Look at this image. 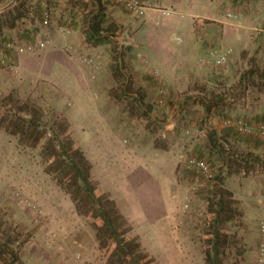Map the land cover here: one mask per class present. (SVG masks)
Returning a JSON list of instances; mask_svg holds the SVG:
<instances>
[{
    "label": "rangeland",
    "instance_id": "rangeland-1",
    "mask_svg": "<svg viewBox=\"0 0 264 264\" xmlns=\"http://www.w3.org/2000/svg\"><path fill=\"white\" fill-rule=\"evenodd\" d=\"M51 1L48 2H56ZM39 2L42 0H26L29 12L24 22H18L13 30L3 29L0 43L16 38L31 42L48 37L62 40L63 25L42 24ZM14 5L12 0H5L0 3V12ZM108 5L117 15L116 22L107 19L104 24L107 27L113 23L114 44L92 48L81 35L76 40L87 56L88 62L78 65L90 86L88 97L94 101L71 106L63 97V87L37 79L30 70L19 69L15 73L0 64V103L5 107H0V116L19 113L23 117L25 112L18 109L21 103L35 105L42 109L48 136L59 134L57 123L63 120L92 168L103 173L108 167L120 168L118 193L128 208L135 213L134 207L141 203L142 209L155 220L151 223L154 231L140 236L132 227L128 237L136 236L139 242L141 238L147 249L164 243L159 246L165 252H170L165 244L194 245L196 264H200L199 253L204 255L208 226L214 217L208 212L212 183H206L202 190L191 189L196 177L187 161L200 158L210 165L213 175L223 172L218 155L207 141V133L213 129L223 131L221 121L227 119L250 125L264 123V89L257 86L255 79L239 83L242 73L264 65V33L260 32L258 45L241 48L240 60L230 57L225 65L215 67L206 54L200 60L208 62L199 60L202 66L198 69L190 55L181 59L180 50L163 48L161 22H149L119 5ZM76 28L82 31L83 26ZM262 28L264 24L258 29ZM117 51L122 53L123 77L113 75L110 68L115 66L113 54ZM159 51L161 61L156 58ZM23 56L12 55L16 66ZM127 85L130 91L126 89L124 94L121 86ZM95 91L98 93L93 95ZM202 98L221 99L219 108L207 112ZM98 117V123L103 121L105 137H83L79 132L73 135V129H80L79 126L93 127ZM74 118L75 122H71ZM83 118L87 121L80 123ZM228 139L229 150L264 153V140L257 146L258 143H249L239 136ZM40 150L41 146L33 149L0 130V242L18 251L24 264H106L109 252L98 248L89 220L75 212L69 196L44 172ZM92 177L99 191L112 187L106 178L100 186L97 177ZM150 181L155 183L147 185ZM223 187L232 193L239 210L238 216L223 228L232 238L225 260L229 264H258L259 226L264 224V173L246 177L226 175Z\"/></svg>",
    "mask_w": 264,
    "mask_h": 264
},
{
    "label": "trees",
    "instance_id": "trees-1",
    "mask_svg": "<svg viewBox=\"0 0 264 264\" xmlns=\"http://www.w3.org/2000/svg\"><path fill=\"white\" fill-rule=\"evenodd\" d=\"M4 1L0 0V3ZM13 4L15 5L11 9L0 12V32L3 29H15L18 22H24L29 12L26 9V0H14ZM36 8L39 9V5ZM104 23L105 19L100 10L87 12L82 34L89 46L97 48L114 44L115 27L113 25L104 27ZM12 40H20V38L7 41ZM4 42L6 41L0 44ZM121 57L120 51L115 52L113 54L115 66L110 67L112 74L116 73L118 77H123ZM248 79H255L257 86L264 89V65L255 66L242 73L239 83L245 84L244 82ZM121 89L124 94L126 89L130 91L128 85L121 86ZM200 101L205 110L210 112L212 109L219 108L221 99L205 101L202 98ZM0 107L4 106L0 103ZM18 109L20 112H25L23 117H20L19 113L13 116L5 113L0 116V130L17 137L21 144H26L33 149L41 146L40 156L44 172L69 196L75 212L89 220L98 248L109 252L106 264H157L154 256L141 247L136 236L128 237L132 230L131 225L119 211L110 193L99 191L91 174V163L74 144L67 124L61 120L57 123L59 134L48 136L42 122L41 108L21 103ZM261 124L264 125V123ZM231 136L242 137L249 143H258L257 146L264 140L262 137L241 134L233 128H224L221 132L213 129L207 133V141L218 155L221 164L219 167L223 168L224 173L220 170L213 175L211 181L207 182V185L212 183L208 197V212L214 217L208 226L209 238L203 247L204 264H229L225 259L232 238L223 228L225 224L238 216L239 210L232 193L223 187L225 176L240 174L246 177L264 173V153L258 155L252 152L239 153L229 150L227 144ZM209 169L211 171L210 165ZM197 176L199 175L195 172V177ZM0 263L24 264L18 251L2 242H0Z\"/></svg>",
    "mask_w": 264,
    "mask_h": 264
},
{
    "label": "crops",
    "instance_id": "crops-1",
    "mask_svg": "<svg viewBox=\"0 0 264 264\" xmlns=\"http://www.w3.org/2000/svg\"><path fill=\"white\" fill-rule=\"evenodd\" d=\"M48 1L42 0L38 4L48 3L52 11L51 23L66 26L70 30V34H63L62 40H60L61 37H56L57 39L48 37L49 43L43 50L37 51L33 55H24L22 60L20 59L15 73L19 69L30 70L31 74L37 79L52 82L59 88L63 87V97L71 102V106L72 104L77 106L82 102H90V99L94 101L91 96L90 99L88 97V93L91 95L90 86L87 84L83 71L78 65V63H82L79 62V58H87V56L83 55L85 54L84 51L78 48L76 40L81 35L85 44L89 45L86 43L82 31L76 27H81L86 23V16L89 10L95 12L100 10L104 16L105 23L107 19L111 20V22L112 20L116 22L117 15H113L114 11L108 5L111 3L109 0H56V2L50 0L51 4ZM146 1L148 6L146 11L147 21L158 20L159 23L161 22L159 33L161 35L160 43L163 44V48L180 50L179 57L181 59L184 55H190L198 69L202 66L199 64V60L205 57L210 49L230 47L234 51L231 59L240 60L241 48L244 49L246 45L250 47L254 43L259 44L260 32H258V28L264 24V11L262 10V2L264 0ZM158 8L175 9L181 12L183 16L158 18ZM229 12L237 14V19H228L226 14ZM110 24L112 25L113 23ZM34 40L37 41L38 38ZM77 50H80L81 53H77ZM70 56L75 58L72 59ZM172 57L175 58V53H173ZM156 58L160 61L163 59L160 51L156 52ZM97 93L95 91L93 95ZM75 120L76 118L72 119L71 122H75ZM98 120L99 117L93 121V127L83 129L79 126L80 129H73V135L75 132H79L78 135L83 137H105L103 121L98 123ZM85 121L87 119H81L80 123ZM119 169L118 167H108L105 169L106 173H103L99 169L96 171V167H93L92 174L97 177L96 180L100 186L103 185L104 178L107 179L106 183L112 187L108 188L106 192L112 195L119 211L133 227V231L136 234H141L140 236H142V234L149 233L151 230L154 231L155 226L151 225V223L153 224L155 220L152 219L151 213L145 212L140 205L141 203H138L137 208L134 207L135 213H133L125 201L122 200L123 198L119 196L118 183L120 181L117 182L121 178ZM153 182L155 183V181L147 182V185H152L154 184ZM140 244L142 248L154 256L157 264H163L165 261H171V264H177L176 261H183L184 264H193L195 261L194 264H196L198 261L195 258L198 257L196 256L197 247L194 245L165 244L168 247L167 249L170 250V252H165L160 251L164 249L160 247V244L164 243H156L154 247L147 249L140 238ZM199 259V263L204 264L203 254L199 253Z\"/></svg>",
    "mask_w": 264,
    "mask_h": 264
},
{
    "label": "built area",
    "instance_id": "built-area-1",
    "mask_svg": "<svg viewBox=\"0 0 264 264\" xmlns=\"http://www.w3.org/2000/svg\"><path fill=\"white\" fill-rule=\"evenodd\" d=\"M111 3L115 5L121 6L125 11L130 13L131 15L137 18L146 17V11L148 6L143 0H109ZM262 10L264 11V4L262 5ZM51 8L48 4H42V24L47 27L51 22ZM159 15L158 18H169L174 16L182 17L183 14L175 9H167V8H158ZM228 19L236 20L237 14L235 13H227ZM63 34L69 35L70 30L63 26L60 28ZM264 33V28L260 31ZM49 43L47 38L37 40L35 42H24L20 40H12L6 41L0 44V64L4 66L10 72H16L17 66L14 64L12 55H27L32 54L36 51L43 50L47 44ZM207 55L210 57V64L215 67H222L226 64V62L232 57L233 49L230 47L227 48H219V49H210L207 51ZM72 59L75 57L70 56ZM204 60H201L200 63H203ZM79 62H88L87 58H79ZM207 63L208 61H204ZM156 74V73H155ZM158 103H162V94L163 91H159ZM221 126L223 128H233L237 132L245 135H254L258 137L264 138V125H250L247 122L242 120H223L221 121ZM187 167L193 171H195L199 176L193 180L191 189H202L205 187L206 183L211 181L213 178V174L211 173L208 165L199 159L191 158L187 161ZM187 200V199H186ZM187 208V204L184 206ZM257 254H256V262L258 264H264V224L261 223L259 226V237L257 244Z\"/></svg>",
    "mask_w": 264,
    "mask_h": 264
},
{
    "label": "water",
    "instance_id": "water-1",
    "mask_svg": "<svg viewBox=\"0 0 264 264\" xmlns=\"http://www.w3.org/2000/svg\"><path fill=\"white\" fill-rule=\"evenodd\" d=\"M13 1V0H12Z\"/></svg>",
    "mask_w": 264,
    "mask_h": 264
}]
</instances>
